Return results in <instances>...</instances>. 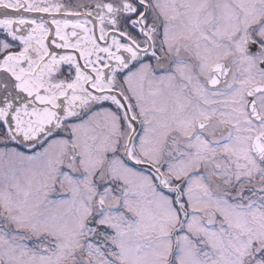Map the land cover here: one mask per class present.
I'll return each mask as SVG.
<instances>
[{"label": "snow or ice", "instance_id": "6c2138e0", "mask_svg": "<svg viewBox=\"0 0 264 264\" xmlns=\"http://www.w3.org/2000/svg\"><path fill=\"white\" fill-rule=\"evenodd\" d=\"M0 264H264V0H0Z\"/></svg>", "mask_w": 264, "mask_h": 264}]
</instances>
